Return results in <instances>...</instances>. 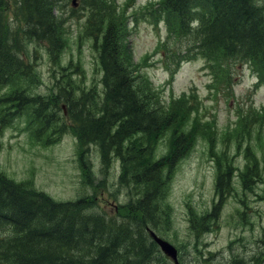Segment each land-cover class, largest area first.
Returning a JSON list of instances; mask_svg holds the SVG:
<instances>
[{
	"label": "rangeland",
	"instance_id": "1",
	"mask_svg": "<svg viewBox=\"0 0 264 264\" xmlns=\"http://www.w3.org/2000/svg\"><path fill=\"white\" fill-rule=\"evenodd\" d=\"M158 1L110 0L129 29L126 41L132 70H138L148 86L156 89L158 103L165 108L179 99L197 102L188 105V115L183 113L182 129L194 131V139L173 160L163 202L166 214L161 226L153 230L178 249L181 264H230L231 259L243 264L239 255L249 244L245 220H249L253 209L248 206H264V119L258 117L264 113V78L243 59L225 57L224 61L217 59L221 64L210 63L195 49L193 33L179 29L170 16L159 10ZM6 5L0 11L4 24L13 32H23V22L18 19L21 14L10 0ZM60 7L69 11L64 48L53 58L43 41L18 35L15 43H21L19 51L26 62L30 60L34 74H30L29 81L1 88L0 96L23 86L26 92L49 99L55 93V83L63 80L57 81L61 74L70 78L74 89L93 87L100 96L103 74L98 40L88 32L90 10H86L87 4L84 8L81 4L74 7L70 0ZM258 77L263 78L262 85L256 84ZM2 106L0 102L2 172L16 182H31L57 201L88 196L93 211L135 223L137 217L131 215L129 203L138 192L121 183L117 156L111 155L106 165L98 147L83 152L64 115L66 127L61 132L57 126L41 128L38 140V123L31 110L25 108L2 123L6 113ZM56 113L60 117L58 109ZM174 137L168 129L153 143L155 158L169 154ZM228 167L231 186L222 195L219 189L217 192V179ZM218 193L222 199L212 220L208 214ZM263 210L261 207L254 212L256 219L251 216L259 227L264 225ZM144 236L150 244L149 235ZM159 262L173 264L164 259Z\"/></svg>",
	"mask_w": 264,
	"mask_h": 264
},
{
	"label": "trees",
	"instance_id": "2",
	"mask_svg": "<svg viewBox=\"0 0 264 264\" xmlns=\"http://www.w3.org/2000/svg\"><path fill=\"white\" fill-rule=\"evenodd\" d=\"M7 1L0 0V11ZM67 1L10 0L23 17L24 38L43 41L54 57L65 44L59 7ZM77 2L90 10L88 32L98 40L104 94L99 99L93 91L74 89L67 80L57 86L59 92L50 103L58 107L61 98L67 101L70 123L66 124L82 149L98 144L105 162L110 153L120 158L121 183L138 192L129 203L137 220L133 224L95 212L88 196L57 201L0 170V230H7L0 233V264H145L155 253L153 244L146 242V227H158L164 219L173 160L194 139V131L182 129V118L183 113L188 115V105L197 102L178 100L164 108L157 91L139 73L134 76L127 59L126 22L118 20L116 7L109 0ZM203 2L207 12L195 19L199 50L220 60L243 59L264 75V0H162L161 5L179 25L187 26L196 13L195 5ZM18 35L19 30L0 26V87L20 83L21 76L29 74L30 68L17 53ZM0 101L17 109L23 104L34 108L43 117V126L55 121L48 99L28 97L22 89L8 92ZM63 122H55L58 130L54 131L61 132L66 127ZM168 129L175 136L171 150L155 158L153 143ZM221 171L217 191L222 194L231 186V167ZM218 209L219 205L214 211Z\"/></svg>",
	"mask_w": 264,
	"mask_h": 264
},
{
	"label": "flooded vegetation",
	"instance_id": "3",
	"mask_svg": "<svg viewBox=\"0 0 264 264\" xmlns=\"http://www.w3.org/2000/svg\"><path fill=\"white\" fill-rule=\"evenodd\" d=\"M260 226L257 227V230L255 227L254 230L249 229V244L246 246L245 264H264V225L261 224Z\"/></svg>",
	"mask_w": 264,
	"mask_h": 264
},
{
	"label": "water",
	"instance_id": "4",
	"mask_svg": "<svg viewBox=\"0 0 264 264\" xmlns=\"http://www.w3.org/2000/svg\"><path fill=\"white\" fill-rule=\"evenodd\" d=\"M154 236V235H153ZM158 244L161 246L162 250L167 254L172 256L173 258H176V250L171 246L168 242L163 241L156 236H154Z\"/></svg>",
	"mask_w": 264,
	"mask_h": 264
},
{
	"label": "bare ground",
	"instance_id": "5",
	"mask_svg": "<svg viewBox=\"0 0 264 264\" xmlns=\"http://www.w3.org/2000/svg\"><path fill=\"white\" fill-rule=\"evenodd\" d=\"M244 11V10H243ZM250 21V20H249ZM238 56V55H237ZM225 58V57H224ZM237 61V60H236ZM172 170V169H171ZM170 174V173H169ZM66 218V217H65ZM69 218V217H68ZM168 218V217H167ZM62 220V219H61ZM151 220V219H150ZM242 220V219H241ZM63 221V220H62ZM65 221H66V219H65ZM110 222V221H109ZM166 222V221H165ZM158 223V222H157ZM154 225V224H153ZM244 227V226H243ZM145 230V229H144ZM117 235V234H116ZM117 239V238H116ZM150 251V250H149ZM149 254V253H148ZM152 255V254H151ZM147 257H148V255H147ZM152 257V256H151ZM165 264V263H164Z\"/></svg>",
	"mask_w": 264,
	"mask_h": 264
}]
</instances>
